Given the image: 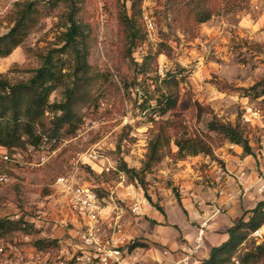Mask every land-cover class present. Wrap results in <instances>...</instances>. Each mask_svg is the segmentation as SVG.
Returning a JSON list of instances; mask_svg holds the SVG:
<instances>
[{"label": "rangeland", "instance_id": "rangeland-1", "mask_svg": "<svg viewBox=\"0 0 264 264\" xmlns=\"http://www.w3.org/2000/svg\"><path fill=\"white\" fill-rule=\"evenodd\" d=\"M26 1H37L41 17L23 44L0 59V76L10 82L30 77L31 71L40 65L39 56L53 48L64 30L70 2L76 11L75 20L84 26L87 34L88 70L85 80L78 85L73 104L72 123L77 124L76 130L69 133L67 125L53 127L49 124L50 114L43 120L44 133L56 132L59 136L54 156L38 163L35 154L21 148L8 153L9 163L0 164V171L8 178L0 186V219L23 220L38 231L32 235L17 232L7 236L3 254L13 247L29 253L34 240L51 239V227L47 224L50 208L62 199L66 201L62 192L64 181L59 182L60 178L93 187L97 197L104 200L106 216L114 208L121 211V224L132 221L135 226L132 239H126L137 246H146L141 241L149 231L150 220L143 207L163 214L160 207L163 202L168 213H172L169 202L178 200L180 195L168 175L178 162L193 157L178 159L176 148L165 146L161 161L144 173L143 188L129 182L118 171L124 163L139 172L147 145L156 134V127L150 122V110L141 108L154 86L139 73V65L148 52H156L160 43L166 47H161V53L149 65L152 70L149 76L163 78L171 72L176 73L178 80L177 106L160 120H173V125L179 126L175 129L178 133L184 130L207 136L212 149L211 157L206 156L208 159L228 150L231 144L207 133V122L214 117L231 125L239 123L252 157L259 159V178L264 185V95L255 98L264 90V0H236L245 7L211 16L200 25L195 23L191 9L182 7L176 12L171 7L174 2L182 4L189 0H133L134 10L124 0H0V35L11 25L9 15L14 4ZM199 2L212 13V0ZM122 14L132 19L135 30L137 43L130 54ZM148 22L152 30L147 28ZM179 24L188 30L180 29ZM68 87H72L71 79L50 95L49 102H62ZM149 104L153 106L152 102ZM247 107L258 115L251 125L242 121ZM134 206L138 208L136 214L131 213ZM220 216L218 213L215 220ZM76 242L79 243L78 237ZM57 246L48 252V259L76 249L63 242Z\"/></svg>", "mask_w": 264, "mask_h": 264}, {"label": "trees", "instance_id": "trees-1", "mask_svg": "<svg viewBox=\"0 0 264 264\" xmlns=\"http://www.w3.org/2000/svg\"><path fill=\"white\" fill-rule=\"evenodd\" d=\"M124 1H129L131 9L134 10L133 0ZM171 7L176 12L182 7L191 9L194 13L195 23L200 25L209 21L211 16L239 11L245 6H240L236 3V0H212L211 13L205 10L199 0H189L182 4L181 2H174ZM69 8V12L65 15L64 30L58 36L53 48L47 49L44 54L39 56L40 65L31 71V75L27 80L10 82L0 76V150L2 151L11 154L25 145L36 146L43 135L59 142V136L56 132L49 135L42 130L43 120L49 114V124L53 127L67 125L70 129L69 133H73L77 128V124L72 123L74 117L73 104L78 85L87 76V34L84 26L75 20L76 11L72 2H70ZM40 17L37 1L14 4V8L9 15L11 25L4 34L0 35V59L8 57L14 49L23 44ZM121 22L125 29L127 51L130 54L131 49L137 43L133 21L122 14ZM179 28L188 30L181 24H179ZM142 39L141 37L140 41ZM161 47L166 46L163 43L158 44L156 52H148L139 65V73L145 78L148 77L147 79L154 86L152 95L150 94L145 98L141 108L142 110H150V116L152 117L150 122L156 127V134L147 145L145 160L139 172L127 168L124 163H121L118 169L119 172L125 174L129 182L137 183L142 188L144 186V173H148L153 165L161 161V150L165 146L170 147L173 145L176 148V157L181 160L198 155L205 157H211L212 155L207 136L204 134H188L184 130L178 133L175 129L179 126L173 125V120H160L163 116L171 113L178 102L176 73L168 72L163 78H159L155 74L149 76V73L152 72L149 65L161 53ZM68 79H71L72 87L66 88L62 102L50 103V95ZM262 95H264V90L256 94L255 98ZM151 102L153 106L149 104ZM167 130L174 132L172 134L166 132ZM206 132L226 140L231 145L240 147L243 155H253L243 128L239 123L231 125L213 117L206 124ZM246 213H248L247 218L243 220ZM263 224L264 197L251 210L243 213L242 217L227 230V240L212 248L208 258L200 264H233L232 259L236 255L239 264H263L264 242L254 245L252 241L247 239L253 230ZM17 232L24 235L38 233L33 224L23 220L0 219V239H5ZM31 246L35 251L41 253L52 252L58 247L57 240L49 238L36 239L31 243ZM135 247L144 246H137L132 243L129 246V251Z\"/></svg>", "mask_w": 264, "mask_h": 264}, {"label": "crops", "instance_id": "crops-1", "mask_svg": "<svg viewBox=\"0 0 264 264\" xmlns=\"http://www.w3.org/2000/svg\"><path fill=\"white\" fill-rule=\"evenodd\" d=\"M227 149L217 152L214 159L195 156L175 165L168 177L178 187L179 199L169 202L171 214L163 202L160 203L163 214L151 208H142L150 223L146 238L141 241L146 246L131 250L132 257L138 263L185 264L181 260L186 249L193 244L199 224L212 217L194 258L187 263L200 264L208 258L212 248L227 240V230L243 213L251 210L263 199L264 194L259 192L262 185V179L259 178V159L243 155L242 149L235 145H228ZM216 164H221L227 174L220 182L216 179ZM238 183L247 190L245 197L228 201L229 194L237 193ZM220 190L223 195L218 196L217 192ZM259 193L262 194L260 197L257 196ZM217 209L221 210V216L215 220ZM107 211L105 208L102 214L106 216ZM247 215L248 213L244 220ZM48 219L51 239L57 240V243L63 242L72 250L78 246L77 231L84 219L70 213L65 200L62 199L60 204L50 208ZM122 228L125 237L131 240V233L135 229L133 222H123ZM67 253L60 252L61 255Z\"/></svg>", "mask_w": 264, "mask_h": 264}, {"label": "built area", "instance_id": "built-area-1", "mask_svg": "<svg viewBox=\"0 0 264 264\" xmlns=\"http://www.w3.org/2000/svg\"><path fill=\"white\" fill-rule=\"evenodd\" d=\"M147 28L152 30L150 22L147 23ZM257 117L256 111L247 107L242 114V121L244 124L251 125ZM58 144L59 142L56 139L43 135L36 146L25 145L23 149L26 153L35 154L38 163H45L49 158L54 156ZM10 161L8 153L0 150V164H7ZM215 172L218 182L227 176L221 164H216ZM241 175H244V171L241 172ZM7 181V175L0 171V186L7 183ZM58 181L62 183L64 181L62 192L65 193L68 211L84 219V223L77 231L79 243L76 249L72 253L55 256L51 259H48V252H37L33 248L32 252L28 253L19 251L13 247L8 254H3L5 253L3 246L4 239H0V255L3 254L1 264H140L132 257L131 251H129V246L132 242H128L129 240L124 235L121 224V211L114 208L108 216H104L102 214L104 210L102 203L104 200L97 197L93 187L63 180L62 178L58 179ZM246 192L247 190L243 185L238 183L237 193L234 195L229 194L228 201L236 198L242 199L245 197ZM259 192H264V185L260 186ZM217 195L221 196L223 192L220 190L217 192ZM220 209H217L216 214L220 213ZM137 211L138 208L136 206L131 209V213L133 214H136ZM211 218L203 220L199 224L193 244L184 252L181 263L187 264L192 261L197 248L202 242L203 235L208 229ZM247 239L252 241L254 245L263 243L264 224L253 230ZM232 262L233 264H239L237 255L232 259Z\"/></svg>", "mask_w": 264, "mask_h": 264}]
</instances>
